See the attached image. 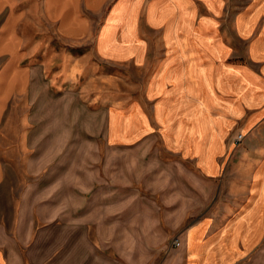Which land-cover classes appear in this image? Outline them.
<instances>
[{"label":"crops","instance_id":"1","mask_svg":"<svg viewBox=\"0 0 264 264\" xmlns=\"http://www.w3.org/2000/svg\"><path fill=\"white\" fill-rule=\"evenodd\" d=\"M35 4L65 46L81 49L93 40L91 55L97 60L143 74L142 91L133 98V108L107 113V151L154 137L160 140L162 153L174 157L180 173L187 170L185 164L190 165L192 180L197 182L223 185L226 178L221 174L227 169L242 170L244 179L229 183L228 193L240 202L220 214L213 207L201 211L198 191L186 197L183 192L162 194L177 203L167 209L143 210V218L137 217L135 208L123 210L127 227H141L145 234L140 248L155 251L144 264L151 263L155 254L160 256L159 264H240L248 259L264 242V0H241L240 4L228 0H0V126L9 119L12 122L8 112L13 105L16 108L31 98H35L38 124L70 120L72 93H52L42 79V68L26 61L27 36L22 25ZM106 4L113 5L103 13ZM121 4L126 5L123 13L118 12ZM95 16L100 17L101 26L94 36L90 26ZM143 25L149 31L141 36ZM235 130L245 137L238 146L229 141ZM39 135L40 128L35 130V136ZM87 147L66 145L64 140L52 152H87ZM18 148L22 153V146ZM5 179L0 157V185ZM28 197V190L20 197L13 228L0 217V264H55L50 257L45 263L43 258L33 262L26 255L35 229L33 217H27L24 201ZM194 200L195 207L183 203ZM96 219L87 209L80 210V223H96ZM117 222H121L119 214ZM171 237L180 242L178 248L170 247ZM79 245V262L75 259L74 264H104L97 246ZM71 256L65 251L63 264H72Z\"/></svg>","mask_w":264,"mask_h":264},{"label":"rangeland","instance_id":"2","mask_svg":"<svg viewBox=\"0 0 264 264\" xmlns=\"http://www.w3.org/2000/svg\"><path fill=\"white\" fill-rule=\"evenodd\" d=\"M228 1L240 4L241 0ZM112 5L106 4L103 13H107ZM125 6L121 4L118 12L123 13ZM190 10H185L187 16ZM232 11L228 10L226 16L230 17ZM93 21L95 23L90 27L95 36L101 26L100 17H93ZM224 28H228L227 23ZM140 31L144 36L149 30L143 25ZM22 32L27 36V63L42 68L39 69L42 79L50 84L52 93H72L69 122L40 120L38 124L35 98H31L16 108L13 105L8 112L12 122L9 119L0 126V157L6 173V179L0 185V217L13 228L20 197L28 190V201L24 202L27 217H33L35 229L26 255L33 262L35 258H43L46 263L50 257L55 259V264H63L64 253L68 251V254L72 253L74 264L75 259L79 262V244L83 243L88 247L97 246L98 254L103 253L100 257L104 258V264H144L155 251L140 248L145 234L141 227H127L123 210L135 208L137 217L143 218V210L174 207L177 202L169 199L170 196L163 198L162 194L175 192H183L186 197L188 193L198 191L201 211L213 207L218 214L240 202L228 194L231 192L229 183L244 179L242 170L235 166L221 174L226 178L223 185L214 186L192 180L190 165L185 164L187 170L180 173L174 157L162 153L158 138L139 139L131 147L107 151V113L112 109L127 112L133 108V98L142 91L144 77L141 72L97 60L91 55L93 40L81 49L65 46L53 26L43 21L37 4L23 23ZM67 75H71L69 80ZM48 124L52 127L50 131ZM39 128L40 135L35 136V130ZM5 130L8 137H5ZM49 132L51 136L48 137ZM239 133L242 134L235 130L229 136L233 146L245 140L242 134L243 140L234 143ZM64 140L66 145L88 146L87 152L81 149L68 154L53 153V147L59 150ZM19 145L22 153L18 152ZM10 149L13 152L9 153ZM65 156L67 162L64 164ZM81 194L85 199H81ZM183 203L189 207L197 205L196 200ZM81 209L97 215L96 223H80ZM118 214L120 223L117 222ZM174 240L169 239L170 247L178 248ZM129 245L135 248H129ZM159 258L155 254L149 264H159ZM240 264H264V242Z\"/></svg>","mask_w":264,"mask_h":264},{"label":"built area","instance_id":"3","mask_svg":"<svg viewBox=\"0 0 264 264\" xmlns=\"http://www.w3.org/2000/svg\"><path fill=\"white\" fill-rule=\"evenodd\" d=\"M242 140H243V135L239 133V134H237V136L235 137L234 143H235V144H238V143H240ZM174 245H175L176 247H179V246H180V243H179V241H178L177 239L174 240Z\"/></svg>","mask_w":264,"mask_h":264}]
</instances>
